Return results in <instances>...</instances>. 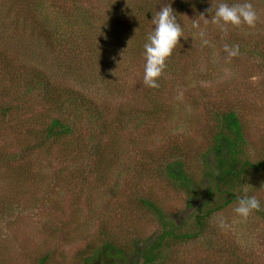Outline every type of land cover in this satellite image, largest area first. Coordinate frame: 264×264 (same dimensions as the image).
Listing matches in <instances>:
<instances>
[{
    "label": "rangeland",
    "instance_id": "374dc122",
    "mask_svg": "<svg viewBox=\"0 0 264 264\" xmlns=\"http://www.w3.org/2000/svg\"><path fill=\"white\" fill-rule=\"evenodd\" d=\"M218 2L0 0V64L10 60L19 67L17 77H0V104L21 101L20 106L30 104L32 110L27 113L22 106L23 113H13L19 129L26 122L35 124L32 119L43 112L45 102L20 97L25 79L36 81L41 74L55 86L85 93L110 110L148 109L145 95L159 94L166 113L148 131L129 128L124 136L117 133L115 157L105 171L111 180L107 178L105 186L91 177L84 185L67 179L76 170L73 158L60 160L56 148L30 149V140L12 132L16 127L0 123V264H41L44 257L42 264H83L90 251L109 240L123 248L122 259L95 264H143V253L152 250L164 232L163 221L182 226L183 233H194L198 197L189 199L150 166L152 159L159 164L170 160L171 150H165L174 147L179 152L190 150L187 159L200 173L199 157L212 133L208 112L215 107L233 109L240 116L251 162L264 159V59L240 51L228 61L224 52L225 45H239L264 53V0H250L258 14L252 28L227 25L221 32L202 18L200 27H193V20L201 14L208 19L207 10ZM164 4L176 13L183 37L159 88L151 89L143 84V44L154 27L152 15ZM139 7L148 9L133 15ZM205 39L208 43L202 46ZM17 96L21 100L14 102ZM76 135L72 142L79 137L87 140L85 132ZM61 167L65 174L58 175ZM207 184L205 179L203 186ZM242 184L240 196L254 195L264 208V171L251 173ZM129 191L155 203L164 212L163 219L134 207L132 201L128 204L123 196ZM234 207L236 202L208 218L204 238H166L158 261L264 264V211L243 220L234 214ZM221 218L228 225L225 229L218 227Z\"/></svg>",
    "mask_w": 264,
    "mask_h": 264
},
{
    "label": "trees",
    "instance_id": "16d2710c",
    "mask_svg": "<svg viewBox=\"0 0 264 264\" xmlns=\"http://www.w3.org/2000/svg\"><path fill=\"white\" fill-rule=\"evenodd\" d=\"M143 9L148 8L139 7V10L133 11L132 14L142 13ZM79 15L82 16L80 13ZM37 18L36 16L35 21H38ZM240 51L250 55H258L264 59L262 52L245 51L244 48ZM170 58L166 62L168 66ZM0 66V77H8L9 75L17 77L19 67L14 66L12 61L4 60ZM24 86L25 89H20V97H29V99L34 97L40 102H45L43 112L40 116H34L32 120L35 124L26 122L28 124H21L19 129L13 123L15 120L13 113H23L22 106L27 107L30 104L20 106L21 101L16 105L2 103L0 104V123L11 129L16 127L12 132H18L17 134L30 140L29 142H32L31 145H28L31 146L30 149L51 152V149L56 148L57 151L54 152L59 155L60 160H66V156L68 160L73 158L76 163V170L75 173L67 175V179L73 178L72 181L82 185L88 177H91L97 185L104 184V186L107 178L111 180L105 171L111 167L115 157L113 151L116 150L119 143L118 132L124 136L129 128L148 131L152 122H159L165 113L159 104L162 96L155 93L145 95L151 108L135 110L132 107L122 106L119 109L110 110L108 107L95 104L87 98L85 93L55 86L42 74L38 76L36 81L32 78H26ZM11 94L10 92L8 95L11 96ZM18 100L21 99L17 96L14 102H18ZM26 111L27 113L32 112L31 107H27ZM208 114L212 122V133L209 136L207 148L199 157L200 173L194 171L187 159L190 150L179 152L178 148L173 149L174 147L165 150V153L171 150L170 160L164 163L161 161L159 164L156 159H152V166H150L152 167L150 170L165 176L175 188L183 191L189 199L198 197L200 204L197 213L194 215L196 229L193 231L194 233L189 235L182 232V226L177 227L172 221L167 223L163 221L164 232L157 238L159 240L154 242L153 249L147 254L143 253V264H162L165 262V260L158 261V259H162L160 250L166 238H173L174 240L186 238L188 240L192 237L198 238V236L199 239L204 238L208 218L215 212L236 202V197L240 196V188H243L242 183L248 175L258 170L264 171V159L251 162L248 156V141L240 116L233 109L216 110V107L209 110ZM76 131L79 132V135H84L85 132L87 140L79 137L78 142H72L71 138L78 136ZM137 139H141V136L138 135ZM61 153H63L62 157L60 156ZM64 170L65 167H61L58 175L65 174ZM205 179L208 184L203 186ZM90 181L88 184L91 183ZM110 192L112 193L111 190ZM133 194L129 191L123 196L128 204L129 201H132L134 207L139 206L158 215L159 219H163L164 212L155 203ZM122 255L123 248L115 244L114 240H109L98 249L90 251L83 264H95L101 259L108 261L114 257L122 259ZM44 261H46L45 257L42 258L41 264Z\"/></svg>",
    "mask_w": 264,
    "mask_h": 264
},
{
    "label": "clouds",
    "instance_id": "9594fccd",
    "mask_svg": "<svg viewBox=\"0 0 264 264\" xmlns=\"http://www.w3.org/2000/svg\"><path fill=\"white\" fill-rule=\"evenodd\" d=\"M209 18L205 19L204 15L193 20V27L199 28V19L202 18L204 24H212L219 28L221 32L226 31V26L231 25L239 28L246 25L252 28L258 21V14L250 0L229 4L225 0H219L215 7L207 10ZM151 24L153 29L147 34L146 41L143 44V84L151 89L159 88V80L162 76L166 62L173 54V50L179 44L178 41L183 37V29L177 19V15L170 4H164L152 15ZM201 37L204 31H200ZM208 41L202 40V46L207 45ZM226 59L230 61L232 58L240 55L239 45L228 47L224 46ZM264 211L261 201L256 196H237L236 207L233 212L236 216L246 220L253 212ZM218 227L225 229L228 227L223 218L219 219Z\"/></svg>",
    "mask_w": 264,
    "mask_h": 264
}]
</instances>
